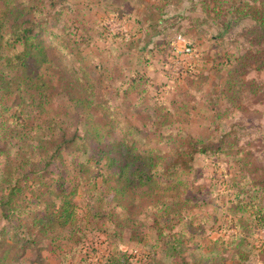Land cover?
<instances>
[{"label": "rangeland", "instance_id": "1", "mask_svg": "<svg viewBox=\"0 0 264 264\" xmlns=\"http://www.w3.org/2000/svg\"><path fill=\"white\" fill-rule=\"evenodd\" d=\"M150 1L160 3L158 0H69L68 5L57 8L63 10L61 19L51 22L50 29L55 35L67 29L69 39H79V44L84 47L83 53L95 65L104 67L103 72L94 70L92 65L88 67L95 82L101 77L117 86L126 75L136 71L145 72L149 77L150 91L142 100L136 94H111V109L122 110L117 117L121 125L112 123L106 110L95 108L91 112L90 127L98 126L101 134L107 136L106 141L119 143L126 135L124 132L130 121L139 126L150 122L149 133H158L153 126L155 113L163 114L169 109L170 119H165L164 123L167 128L162 129L165 133H188L202 144L223 141L233 144L223 154L198 155L192 172L181 177V181L191 188L189 196L194 199L189 202L190 210L182 222L171 221V226L173 233L186 234V251L163 263L199 264L202 258L208 264H264V228L253 224L250 212H236L241 202L252 198L253 203L264 208V69L237 70L238 57L245 55L250 48L243 29H251L250 23H243L215 40L219 35V24L205 13L199 0H171L164 10V33L146 47L149 37L144 36L142 30L145 26L141 19H144V9L148 8ZM113 11L124 14L115 15ZM134 34L138 35L133 37ZM142 47L146 49L140 58ZM78 59L75 55L65 64L70 67ZM261 63L264 66V57ZM120 68L124 69L123 73ZM9 70L0 64V75L11 83L10 89L0 92V101L11 106L19 105L20 98L14 91L22 79L13 78L14 73ZM48 77L60 87L72 80L64 68L57 65L53 66ZM231 77L243 82L238 103L228 91L227 80ZM66 98L65 93L57 94L48 114L62 118L68 137L76 127L83 136L85 121L80 117L84 112L80 110V116L76 115ZM2 117L7 121L6 115ZM34 117V114L30 115L27 123L29 136H34L33 141H36L43 135L39 121ZM49 137L44 139L51 141L53 138ZM54 141L58 143V137L55 136ZM16 143L19 142H12L10 136L0 134V147L8 149L11 158L16 152L13 145ZM175 144L174 139L166 137L159 142L153 138L149 146L166 154ZM88 147L63 152L68 191L78 187L75 200L83 209L82 216L89 217L85 236L74 241L65 234L57 242L43 240L38 248L26 250L7 239L5 244H0V264H109L107 259L115 251L111 250L108 234L114 238L119 252L127 255L143 257L149 251L159 249L152 228L156 212L145 196H141L145 190L133 192L137 197L135 201L126 198L124 206L127 209H124L115 206L108 186L101 179L96 189L86 185V163L94 155L96 146L91 143ZM245 159L249 160L247 165ZM99 168L115 173V170H107L105 165ZM182 188L183 184L179 182L176 188L161 191L159 197L171 200ZM239 194L242 199L237 200ZM98 198H103V202L99 201L103 214L113 210L115 218L117 216L122 221L118 230L109 223L99 226L91 223L92 206ZM159 220L164 222L166 218ZM231 220H235L237 229L232 227ZM242 220L244 223L240 225ZM5 225L0 216V231Z\"/></svg>", "mask_w": 264, "mask_h": 264}, {"label": "trees", "instance_id": "2", "mask_svg": "<svg viewBox=\"0 0 264 264\" xmlns=\"http://www.w3.org/2000/svg\"><path fill=\"white\" fill-rule=\"evenodd\" d=\"M68 1L0 0V64L14 73L13 78L22 79L14 91L17 98H20V104L11 106L0 101V134L10 136L12 142H19L13 144L16 148L13 158L9 157L8 149L0 147V216L6 224L0 231V244H5L8 239L26 250L38 248L43 240L57 242L65 234L74 241L85 236L89 217L82 216L83 209L75 200L78 187L74 186L72 191H68V174L63 167V152L64 150L75 152L80 148H87L92 143L96 147L94 155L86 163L87 178L84 179L88 180L86 185H92L94 187L92 188L96 189L98 180L101 179L102 183L108 186L115 206L124 209H127V206H124L126 198L135 201L137 197H134V193L145 190L141 196H145L146 202H149V206L156 212L152 218L154 219L152 228L155 230L159 249L149 251L143 257L127 255L119 252L114 238L108 234L111 250L113 249L115 253L109 255L107 263L164 264L186 251L184 240L186 234L173 233L171 226V221L182 222V218L190 210L189 202L194 199L193 196H189L192 193L191 188L181 181V177L192 172L198 155L223 154L227 148H232L233 144L230 142L225 144L224 141L202 144L199 139L188 133L175 131L165 133L162 129L167 128L164 123L165 119H170L169 109H165L164 115L158 111L155 113L153 126L158 129L156 130L158 133L153 135L149 133L150 122L139 126L130 121L124 132L126 135L119 143L106 141L107 136L101 134L98 126L90 127L93 109L106 110L111 122L121 125L117 117L118 112L122 113V110L116 109L118 110L116 112L111 109V94L119 95L121 92L126 96L136 94L142 100L150 91L149 77L145 72L136 71L130 76L126 75L117 86L101 77L100 81L95 82L90 75L91 72L87 70L88 67L92 65L95 67L94 70L99 72L101 70L103 72L104 67L95 65L93 60L83 53L84 47L79 44V39H69L67 29L56 35L53 29H50L51 22L61 19L63 10L58 11L57 8L68 5ZM158 1L160 3L150 1L148 8L144 9L142 17L144 19H141L145 26L142 30L144 36L149 37L146 47L155 37L158 38L164 33L162 29L165 22L164 10L171 4V0ZM199 2L213 22L219 24V35L215 36V40L223 38L232 30L241 27L243 23H250L251 29L243 28L250 48L246 50L245 55L238 57L237 70L253 67L264 69L261 63L264 57V0H199ZM113 13L119 15L122 12ZM154 15L156 19L153 18ZM123 35L126 36L127 33ZM136 35L138 34H134L133 37ZM146 47L141 48L140 58ZM75 55L79 59L74 60V65L68 67L65 63ZM257 64L262 66L257 67L260 66ZM54 65L64 68L72 77V80L63 87L54 85L48 77ZM120 71L123 73L124 69L120 68ZM242 83L233 80L232 77L227 80L228 91L233 93L237 103L241 100ZM10 88L11 83L0 75V92ZM64 93L71 107L77 112L76 115L80 116V110L84 112L80 117L85 121L86 133L83 136L76 127L74 133L68 137L62 118L56 114H48L52 99L57 94ZM32 114L37 118L35 120L39 121L41 134L45 138L49 136L53 138L51 141L45 140L43 136H38L37 140L33 141L34 136L32 138L29 136L30 127L27 121ZM4 115L7 116V121H4L2 117ZM55 136L58 137V143L54 141ZM166 137L176 142L168 153L164 154L161 149L149 146L153 143V138L159 142ZM244 162L247 165L249 160L245 159ZM102 165L107 166V170H115V173H107L106 170L104 172L99 168ZM179 182L183 184V188L179 190L178 195L171 200L159 197L161 191L176 188ZM236 199L240 200L242 196L236 195ZM99 201L103 202V198H98L97 203L92 206L91 223L98 226L109 223L118 230L117 228L122 226V221L117 216L115 218L113 210L103 214ZM236 212H250L253 224L264 228V208L253 203V198L241 202ZM158 213L161 215L158 216ZM160 218L166 220L162 222ZM230 222L233 224L232 227L238 228L235 220ZM242 223L243 220L240 221V225ZM189 226H192L191 222ZM199 264L208 263L200 258Z\"/></svg>", "mask_w": 264, "mask_h": 264}, {"label": "built area", "instance_id": "3", "mask_svg": "<svg viewBox=\"0 0 264 264\" xmlns=\"http://www.w3.org/2000/svg\"><path fill=\"white\" fill-rule=\"evenodd\" d=\"M187 51L189 52V51H190V49H187Z\"/></svg>", "mask_w": 264, "mask_h": 264}]
</instances>
